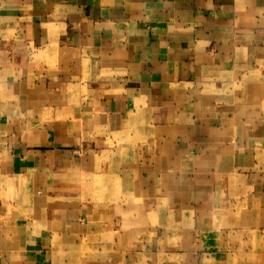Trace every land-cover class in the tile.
Segmentation results:
<instances>
[{"label": "crops", "instance_id": "crops-1", "mask_svg": "<svg viewBox=\"0 0 264 264\" xmlns=\"http://www.w3.org/2000/svg\"><path fill=\"white\" fill-rule=\"evenodd\" d=\"M0 177V264L121 217L264 249V0H0Z\"/></svg>", "mask_w": 264, "mask_h": 264}, {"label": "rangeland", "instance_id": "rangeland-1", "mask_svg": "<svg viewBox=\"0 0 264 264\" xmlns=\"http://www.w3.org/2000/svg\"><path fill=\"white\" fill-rule=\"evenodd\" d=\"M8 181L9 178L0 177V228L34 218L33 204L28 199L29 185ZM130 219L124 222L127 220L121 217V223L116 221L115 232L111 231V225L105 226V246L99 242L102 230L96 229L84 243L73 239L69 246L55 248L54 255L59 259H43V264H264L256 254L264 249L242 247L239 233L212 238L213 247L207 248L201 246L203 235L141 230L147 225L140 224L139 219ZM169 227L172 228L171 224Z\"/></svg>", "mask_w": 264, "mask_h": 264}]
</instances>
